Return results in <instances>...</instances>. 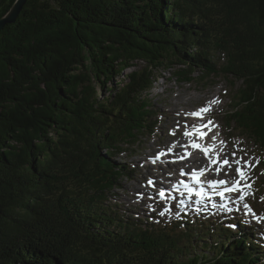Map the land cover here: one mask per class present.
<instances>
[{
    "label": "trees",
    "instance_id": "trees-1",
    "mask_svg": "<svg viewBox=\"0 0 264 264\" xmlns=\"http://www.w3.org/2000/svg\"><path fill=\"white\" fill-rule=\"evenodd\" d=\"M166 70L240 83L228 123L264 154V0H27L0 31V264H264L247 225L111 203Z\"/></svg>",
    "mask_w": 264,
    "mask_h": 264
},
{
    "label": "rangeland",
    "instance_id": "rangeland-1",
    "mask_svg": "<svg viewBox=\"0 0 264 264\" xmlns=\"http://www.w3.org/2000/svg\"><path fill=\"white\" fill-rule=\"evenodd\" d=\"M162 74L164 78L154 83L148 96L155 111V118L153 119L156 123L155 128H153L152 132L140 137L137 142H134L127 150H124L121 155L125 159L122 162H126V167L132 172L129 177L122 178L114 190L110 192L111 203L116 204V207L121 209L126 216L132 215V217L140 220L142 225L146 223L155 224L158 220L160 223H166L176 218L180 220L183 216H187L191 220L195 219V217L199 220H216L223 226L229 225L228 227H230L231 222H236L237 224L243 222L256 230L258 238L264 244V219H261L264 218V191H258L259 182L264 178V171L260 168L258 152L254 143L236 130L234 123L226 124L225 113L231 108L232 94L238 89L240 83L231 85L224 77L212 78L210 76L205 80L204 78H196L191 83L184 84L180 83L173 73L168 70ZM198 75L200 74L195 76ZM119 79L123 80V77ZM108 86H110V83ZM214 99L218 100L219 103L211 105L213 111L210 117L213 118V124L208 125L206 129L208 134L206 142L208 144H204V140L200 144L208 147L211 151L218 143H223L225 139L226 143L222 144L226 149L224 156L232 160L229 159L231 166L227 168L215 167L211 170L212 175L210 177L215 178L218 183L225 178L232 181L236 178L234 169L237 166L233 160L238 159L239 156H244L255 164V167L248 174L252 189L247 190L249 194L245 196L243 201L239 197H234L232 199L233 207L232 209L229 208L227 213L217 211L210 213L208 216H203V213H199L198 216L193 212L181 211L179 209L181 208V203H177L180 205L174 206L175 210L167 212L164 207H168V205H165L164 201H160L156 197L158 191L165 189L163 183L166 182L163 178L156 177L157 179H155L154 175L156 172L160 173L157 167L168 172L173 180L180 176L182 168H186L184 171L187 173L193 168L200 167L197 164L189 163V167L181 168V166H178L169 170L167 164L178 160L179 157H184L183 154L187 149H184L183 146H185V140H188V136H185L184 132L186 130L191 132L192 122L194 121L191 113L200 107L207 106L208 102ZM174 105L177 106L172 108ZM211 135H214L213 140L209 138ZM215 136L217 139H215ZM222 137L224 138L223 140ZM180 140L181 142H179ZM174 147L178 148L176 153L173 152ZM160 152L165 154L173 153V159H165L163 161L161 159L162 156H159ZM233 153H235V157H233ZM198 154L203 155L205 153L198 149ZM205 157L210 162H217L216 154H208ZM222 157L223 154L220 155L221 163L223 162L221 161ZM201 159L207 161L204 157H201ZM116 160L118 159L116 158ZM217 169H219V172H217ZM229 173L232 176H229ZM149 181H152V183L149 184ZM247 202L248 205H251V212L255 214L254 216L252 214L247 216L244 213L246 209L243 208V204H247ZM161 212L164 215H160Z\"/></svg>",
    "mask_w": 264,
    "mask_h": 264
},
{
    "label": "snow or ice",
    "instance_id": "snow-or-ice-1",
    "mask_svg": "<svg viewBox=\"0 0 264 264\" xmlns=\"http://www.w3.org/2000/svg\"><path fill=\"white\" fill-rule=\"evenodd\" d=\"M215 103H219L218 100H211L208 102V105L205 107L200 108L198 111L196 112H192L191 115L193 117H200L203 118V115L208 113L211 110V105L215 104ZM213 121L208 120L207 125H201V128L203 127H207L208 125H212ZM210 130V129H209ZM174 134V133H173ZM185 136H191V135H198L199 137L203 138L205 136V133L203 131H200L199 129H195L193 132H189V131H185L184 132ZM192 147L193 149H199L200 151L204 152L205 155L207 156L210 149L208 147L202 146L201 144L195 143L194 141H189V145L187 146H183V147ZM169 151H171V149H169ZM160 155H165L164 152L160 153ZM190 155V153L185 152L184 156ZM233 157H235V153H233ZM159 158V157H158ZM213 163H215L216 161H212ZM234 163L237 165L236 166V174L238 179L234 182V184L231 187H227L225 188L223 191L219 192V195L223 198L225 196V193H231L234 191H240L242 194L240 195L239 199L241 201L244 200L245 196L249 193H245L244 192V188H248L251 189V184L248 183L250 177L248 175L247 169L249 167H254V165H250L249 161H245L243 160V158H238V159H234ZM224 165H229V161L227 159L223 160L222 162V166ZM230 166V165H229ZM203 171L204 170H200L199 173L193 172V179L196 180L198 175H203ZM217 172H219V169H217ZM183 174V173H182ZM241 181H243L244 183L241 184ZM152 181H149V184H151ZM226 182L221 180L219 181V184L223 185ZM210 186L214 187L215 186V182H209ZM189 195H192V189H188ZM159 195L161 197L164 196V192L161 191L159 193ZM195 195L197 197H202V193L200 192H196ZM243 208L247 210V212L245 214H252L253 216L255 215L254 213L251 212V208L248 204L244 203L243 204ZM160 215H164L163 212L160 213ZM264 219V218H261Z\"/></svg>",
    "mask_w": 264,
    "mask_h": 264
},
{
    "label": "bare ground",
    "instance_id": "bare-ground-1",
    "mask_svg": "<svg viewBox=\"0 0 264 264\" xmlns=\"http://www.w3.org/2000/svg\"><path fill=\"white\" fill-rule=\"evenodd\" d=\"M177 105H174L172 108H174V107H176ZM183 107V106H182ZM197 111V110H196ZM176 150H178V148H176ZM175 150V151H176ZM188 153V152H187ZM185 154V153H184ZM184 154H183V156H184ZM201 157H204V158H206L207 159V161H208V163H207V161L205 160V159H201ZM168 158V157H167ZM172 158V157H171ZM224 158H226L228 161H229V157H225L224 156ZM162 159H163V157H162ZM230 160H232V159H230ZM234 161V160H233ZM189 163H192V164H197V165H199L200 167H199V169H201V170H204L205 171V173H206V175H211V170H213L215 167L217 168V167H219V166H221V167H229V165H224V166H222V163H220L219 165H216V164H214V163H212V162H210L209 160H208V158L207 157H205V156H203V155H200V154H197V155H194L193 157H192V159H191V161H184V162H182V163H177L176 165H174L173 166V168H177V165L178 166H181V167H189L188 166V164ZM230 163V162H229ZM231 163H233V162H231ZM234 164V163H233ZM231 166V165H230ZM158 168V170H160V173H157L156 172V174L154 175V177H155V179H157L158 177L159 178H162V177H167L168 176V172H166V171H164V170H162V168H160V167H157ZM195 169H197V168H195ZM182 170V169H181ZM151 172V171H150ZM150 174V173H149ZM229 176H232L230 173H229ZM148 177V176H147ZM157 177V178H156ZM146 178V177H145ZM147 179V178H146ZM170 178H167V179H164V180H166V182H165V184L166 185H169L168 184V180H169ZM209 179L210 180H207V184H209V182H215L216 181V179L215 178H212V177H209ZM155 181V180H154ZM215 185H219V187L218 188H221V190H224V188L226 187L225 185H221V184H219V183H215ZM195 189H197V191H201V189H199V187H194ZM147 189V188H146ZM146 191V190H145ZM148 191V190H147ZM165 192V194H164V196L163 197H161L160 195H159V193H160V191L158 192V195L156 196V197H158V200H160V201H164L163 203H165V199H168V197H169V195H168V193H166V191H164ZM242 194V193H241ZM218 198L220 197L219 195L217 196ZM216 198V197H215ZM154 203V202H153ZM164 206V205H163ZM167 207V206H166ZM224 213V212H223ZM225 213H227L226 211H225ZM130 216V215H129ZM132 216V215H131ZM173 222V221H172ZM244 226V225H243ZM222 234V233H221ZM259 248V247H258ZM259 257V256H258ZM262 262V261H261Z\"/></svg>",
    "mask_w": 264,
    "mask_h": 264
},
{
    "label": "water",
    "instance_id": "water-1",
    "mask_svg": "<svg viewBox=\"0 0 264 264\" xmlns=\"http://www.w3.org/2000/svg\"><path fill=\"white\" fill-rule=\"evenodd\" d=\"M27 0H15L10 10L0 18V31L8 24L16 22Z\"/></svg>",
    "mask_w": 264,
    "mask_h": 264
}]
</instances>
